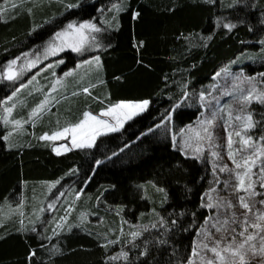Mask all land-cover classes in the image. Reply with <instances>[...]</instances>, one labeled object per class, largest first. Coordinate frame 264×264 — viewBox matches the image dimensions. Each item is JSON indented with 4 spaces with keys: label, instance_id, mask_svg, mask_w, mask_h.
<instances>
[{
    "label": "trees",
    "instance_id": "1",
    "mask_svg": "<svg viewBox=\"0 0 264 264\" xmlns=\"http://www.w3.org/2000/svg\"><path fill=\"white\" fill-rule=\"evenodd\" d=\"M69 1L71 9L54 2L34 15L23 11L8 20L0 17V104L20 84L1 74L8 61L41 48L69 21L95 15L101 31L97 50L65 52L74 57L67 66L94 55L103 65L88 81L69 85L70 103L57 116L41 119L20 146H8V127L0 121V207L21 193L26 196L25 213L0 223V264H186L210 214L204 196L212 165L207 158L185 155L152 129L180 103L176 126L192 124L201 109L184 102L190 94L205 90L224 64L252 49L261 48L264 57V0ZM136 12L140 15L133 19ZM226 24L234 27L229 30ZM33 25L42 26L33 31ZM139 41L144 46L137 50ZM261 60L244 68L252 75L262 71ZM85 88L88 93L75 92ZM124 100H149L150 105L121 131L101 135L93 147L58 155L50 141L40 139L87 110L99 112ZM250 110L252 132L260 138L264 104L254 102ZM56 179L49 201L82 190L67 220L72 228L59 231L58 216L44 229L29 218L33 209L49 204L39 207L31 201L33 186ZM82 213L101 217L102 223L81 219ZM135 224L143 231L131 239Z\"/></svg>",
    "mask_w": 264,
    "mask_h": 264
},
{
    "label": "rangeland",
    "instance_id": "2",
    "mask_svg": "<svg viewBox=\"0 0 264 264\" xmlns=\"http://www.w3.org/2000/svg\"><path fill=\"white\" fill-rule=\"evenodd\" d=\"M54 2L69 5L70 9L74 7L69 0H3L0 3V17L2 20H8L16 14H21L23 11L30 15H34L40 11V9L44 10L45 8L43 9V7L45 5H52ZM69 23H73L77 28L84 23H93L101 28L99 22L95 20V15L92 19L81 22L75 20L69 21L64 27L59 28L53 36L47 39L41 48L35 47L44 41L42 39L34 42L32 45V47L35 48L34 50H29L18 57L10 59L1 73L6 79L11 75L13 79L8 80L14 82L18 81L20 83L18 88L0 104V121L8 127V131L5 135L7 139L5 140L8 142L9 147L20 146L27 134H34V128L41 122L40 116L43 113L48 112L50 115L57 116L60 111L70 103L72 98L71 96H67L68 94L66 92L69 85L76 87L79 83L88 81L91 75L95 74V72H100L102 69L103 65L101 58L99 65L92 59L98 55L77 59L73 66H67V62L73 61L74 57L65 55V52L71 51L74 54L83 55L90 51L97 50L98 44L95 39H97L96 36L99 33L93 32L87 28L82 29L81 31L86 41L83 50L76 52L68 46L72 37L65 36L58 38L56 35L59 32H68L67 26ZM41 26L33 25V31L39 29ZM93 37L95 39H93ZM261 50V48H254L251 52L238 56L229 63L224 64L214 76L213 82L205 90L190 94L185 99L184 102L191 106L200 107L201 109L200 115L195 122L184 127L176 126L175 113L181 107L182 103H180L172 109L171 113L164 121L152 129L158 131L164 137H169L172 143L176 147H179L185 155L201 159L207 158L212 165L211 182L204 196V205L206 207L209 202L214 205L213 208L207 207L210 210L209 217H211V219L200 228L195 241L192 257L186 264H189V262H191V264H206L207 260L214 259V254L208 251L204 245H208L210 248L215 246V241H221L219 247L222 249L229 243L231 236L235 234L232 229H236L237 232L242 230L240 223L244 219L245 209L239 205V196H245V199L248 200L250 204L255 205L252 211L247 213L249 224L255 222L257 215L264 213V205L259 203L260 200L264 199V188L260 187L261 176H264V173L260 171V169L264 167V155L257 153L254 156L256 162L255 166L252 168L250 180L246 178V184L251 182L255 191L261 193V195H256L249 200L247 193L237 191L236 186L238 185V179L236 173L243 171V169H236L232 159L228 156L230 149L227 144L228 134L232 133L233 144L231 151L234 153L235 160L240 163H242V157L252 155L253 150L247 147L242 148L240 144L241 137L236 136V132H241L242 136H251L256 147L264 145V142L253 134L252 128L245 132L243 121L234 119L236 115L244 116L248 113L252 115L250 110L251 105L257 102L253 100L248 105L247 112L241 113L238 111L241 107L238 100L239 97L246 95L253 86H255L257 91H264V76L261 75L264 73V70L255 72L252 75L244 68V65L247 63H253L260 58L264 60L263 51ZM13 61H15V63H12ZM67 73H71V75H66ZM250 77H254V79L249 81L248 78ZM81 90L84 89H77L75 92H78L79 95L89 92V90L87 92H82ZM225 93H231V95H225ZM202 96L203 99H201ZM120 102L140 101L124 100ZM41 104L44 105L43 109L40 110L36 116H32L33 110L37 109ZM149 105L150 101L147 108L137 115L144 113ZM9 108L11 112L6 111V109ZM229 111L232 112L233 118L231 120L228 117ZM90 113L92 112L90 111ZM214 113L216 114V118L211 125H208L207 121L212 120ZM92 114L99 119L107 120L112 125L116 124V121L112 117H101L100 113ZM137 115L133 116L131 119ZM131 119L124 120L123 124L119 127V131H121L125 124ZM5 120H7V123H5ZM15 121H20V124L17 125ZM60 121L63 123L64 119ZM64 128L65 126H61L59 130L53 133L62 131ZM204 128H208V131L211 133V140L207 139L208 134L204 132ZM53 133L46 134L51 136ZM109 133L113 132L108 131L105 134ZM100 136L95 139L92 147L96 144ZM47 141L53 144V150L56 149L54 150L56 154L57 150L60 154H63L70 150L77 149V147H73L72 145L71 134ZM197 148H199V151H197ZM238 149L241 150L237 151ZM213 152H216L217 156H213ZM224 165L228 166L227 170L220 171V168ZM59 181V179L51 180L46 182L45 187L41 184H37L32 188L30 195L32 202L35 201V203L40 205L39 207L42 206L44 201H46V204L49 203L48 206L33 209L29 214L30 219H37L36 221H39L40 225L38 224V226H42V229H44L47 224L51 223L57 216L59 218H57L56 222L57 231L63 228H72V225H69L67 220L74 211L76 201L82 195V190L76 192L74 189H71L64 194H58L55 199L49 201L48 197L52 195ZM24 202H26L24 193L5 201L0 207V223L12 218L14 215L25 213ZM228 202H231V207L228 206ZM233 214H235L236 223L232 221ZM23 217H26V214H24ZM79 217L95 224L102 223L101 217L92 219L89 214L84 213ZM225 220L228 221L227 224H223ZM260 223L264 224V221ZM213 225H216V227H213ZM217 227L221 230L217 231ZM122 231L125 230L123 229ZM141 231H143L141 225H132L131 234L133 232L140 233ZM256 231V229L251 227L248 228L249 233H255ZM130 238L133 239L134 237L132 236ZM240 239L242 238L237 236V241ZM253 243L258 247L259 239L257 238ZM224 255L227 256L228 254L224 253ZM254 261L259 262L258 260ZM216 264H219V261H216Z\"/></svg>",
    "mask_w": 264,
    "mask_h": 264
},
{
    "label": "snow or ice",
    "instance_id": "3",
    "mask_svg": "<svg viewBox=\"0 0 264 264\" xmlns=\"http://www.w3.org/2000/svg\"><path fill=\"white\" fill-rule=\"evenodd\" d=\"M193 2H196V0H193ZM205 2H208V0H205ZM211 2H215V0H211ZM71 7V5H70ZM119 11V9H117ZM140 15L139 12L134 13L133 19L138 18ZM226 28L231 30L234 25L226 24ZM68 32H59L57 33V37H65L70 36L72 37L71 42L69 43V47L72 48L73 51L80 52L83 50L86 38L81 31L82 29H90L93 32H100L101 28L97 27L93 23H84L79 25V28H77L73 23H69L68 26ZM93 39H95L93 37ZM210 39V37H209ZM144 46V41H139L138 43L134 44V47L139 50ZM97 65L100 64V57L95 56L92 58ZM91 62V61H89ZM12 63H15L13 61ZM66 75H71V73H67ZM264 76V73L261 74ZM8 79H13L11 75L8 76ZM249 81L253 80L254 77L248 78ZM85 92L88 91L87 88L84 89ZM225 95H231V93H225ZM203 99V96L201 97ZM241 107L238 109L241 113L247 112L248 105L253 101H257L261 104H264V91H257L255 86L251 90L248 91L246 95H242L238 98ZM149 104L148 100H143L140 102H120L111 105L107 109L101 111L100 116L101 117H112L116 124L112 125L107 120L99 119L97 116L93 115L92 113L85 111L83 113V119H81L78 123L70 126L65 127L62 131L53 133L51 136L44 135L41 136L40 139L43 140H55L58 138H62L66 136L67 134H71V141L73 147L81 148V147H92L93 142L95 139L100 136L104 135L106 132L111 131H119V127L123 124L124 120L131 119L133 116L137 115L139 112H143ZM43 104L38 106L37 109L33 110L32 116H36L40 110L43 109ZM178 106V105H177ZM223 110V109H221ZM6 111L11 112V109H6ZM228 117L231 120L232 112H228ZM216 114H213L212 120H208L207 124L211 125L213 123V120H215ZM237 121H243L244 131L247 132L251 128L255 127V124L252 122V115L251 113H248L247 115H236L234 117ZM5 123H7V120H5ZM17 125L20 124V121H15ZM204 132L207 133V139L211 140V133L208 131V128H204ZM199 135V134H197ZM236 136L241 137L240 144L243 147H247L249 149H252V155L244 156L242 157V163L237 162L234 158V153L231 151V147L233 144L232 141V133L228 134V148L230 151L228 152V156L230 159H232V162L235 164L236 169H243V171H239L236 173L237 179H238V185L237 191L244 192L248 194L249 200L256 196L261 195V193H258L255 191L253 184L251 182L246 184V178H249L250 180V174L252 172V168L255 166V159L254 156L257 153H260L264 155V145H261L260 147H256L255 142H253L251 136H242L241 132H236ZM4 139H7V137H4ZM260 139L264 141V136H261ZM56 150V149H54ZM241 149H238L237 151H240ZM197 151H199V148H197ZM57 154L59 155V151L57 150ZM213 156H217L216 152L212 153ZM227 165H224L220 168V171L227 170ZM261 173H264V167L260 169ZM260 187L264 188V176H261L260 179ZM159 191H163V189H158ZM239 205L243 209H245L244 219L240 223V227L242 228L241 231L237 232L236 229H232L234 235L231 236L229 243L223 247L222 249L219 247L221 241H215V246L208 247V245H204L205 248L208 249V251L212 252L214 254V259H209L206 261V264H216V261H219V264H253L254 260H258L259 264H264V224H261V221H264V213H260L256 216L255 222H252L249 224V221L247 219V213L251 212L254 204H250L248 200L245 199V196L241 195L238 197ZM259 203L261 205H264V199L260 200ZM228 206L231 207V202H228ZM208 208H213L214 205L209 202L207 205ZM211 217L206 219L205 223H208V220H210ZM233 223H236L235 214H233L232 218ZM228 221L225 220L223 224H227ZM59 227V225H58ZM213 227H216V225H213ZM251 227L253 229H256L257 231L255 233H249L248 228ZM217 231H220L221 229L219 227L216 228ZM247 233V235H246ZM139 233L133 232L132 236H138ZM210 235V234H209ZM237 236L241 237L239 241H237ZM257 238L259 239V246L253 241H256ZM114 243V242H113ZM224 253H227L228 255H224ZM34 254V253H33ZM112 259H115L113 257ZM191 264V262H189Z\"/></svg>",
    "mask_w": 264,
    "mask_h": 264
},
{
    "label": "crops",
    "instance_id": "4",
    "mask_svg": "<svg viewBox=\"0 0 264 264\" xmlns=\"http://www.w3.org/2000/svg\"><path fill=\"white\" fill-rule=\"evenodd\" d=\"M107 109V108H106ZM103 110H105V109H103ZM103 110H101V111H103ZM88 112H92V113H95V114H99V113H101V111H99V112H94L93 110H87ZM47 116H51L48 112H45V113H43L41 116H40V119H44V118H47ZM81 119H83V115H82V117L79 119V120H75L74 122H70V123H68V124H66V125H64L65 127H70V126H72V125H74V124H76V123H78ZM57 131V130H56ZM46 133H48V132H46ZM45 133V134H46ZM53 133V132H52ZM51 134V133H50Z\"/></svg>",
    "mask_w": 264,
    "mask_h": 264
}]
</instances>
